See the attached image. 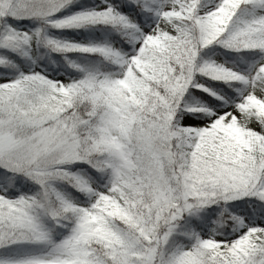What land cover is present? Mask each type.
I'll return each instance as SVG.
<instances>
[{"label":"snow or ice","instance_id":"obj_1","mask_svg":"<svg viewBox=\"0 0 264 264\" xmlns=\"http://www.w3.org/2000/svg\"><path fill=\"white\" fill-rule=\"evenodd\" d=\"M0 264H264V0H0Z\"/></svg>","mask_w":264,"mask_h":264}]
</instances>
